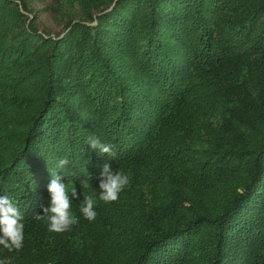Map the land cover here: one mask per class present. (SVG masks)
<instances>
[{"label": "trees", "instance_id": "16d2710c", "mask_svg": "<svg viewBox=\"0 0 264 264\" xmlns=\"http://www.w3.org/2000/svg\"><path fill=\"white\" fill-rule=\"evenodd\" d=\"M35 1L0 0V197L25 225L0 262L264 264V0H48L58 36ZM105 164L130 177L108 204ZM54 173L80 194L59 234L33 218Z\"/></svg>", "mask_w": 264, "mask_h": 264}, {"label": "clouds", "instance_id": "9594fccd", "mask_svg": "<svg viewBox=\"0 0 264 264\" xmlns=\"http://www.w3.org/2000/svg\"><path fill=\"white\" fill-rule=\"evenodd\" d=\"M87 144L99 154H108L115 157L114 146L110 143H102L99 138L89 136ZM69 164L68 159L61 158L57 164L58 168H64ZM48 185L50 204L41 206L42 214L34 215V219L45 222L48 231L63 233L70 231L73 226L79 223V217L72 211V203L79 199V192L71 183H63L56 173L52 174ZM99 201L103 203H114L119 199L120 193L130 183L128 174L121 170L113 171L108 164H105L99 178ZM81 186H90L87 180L81 182ZM97 200L93 195L83 196L79 212L88 221H94L97 216ZM24 217L17 203L7 195L0 197V246L8 251H19L24 243ZM6 264V262H0Z\"/></svg>", "mask_w": 264, "mask_h": 264}, {"label": "rangeland", "instance_id": "374dc122", "mask_svg": "<svg viewBox=\"0 0 264 264\" xmlns=\"http://www.w3.org/2000/svg\"><path fill=\"white\" fill-rule=\"evenodd\" d=\"M48 5V0H36L31 5V7L38 12V28L40 32H47L52 36L62 35L64 33V26L59 21H55L54 18L46 12Z\"/></svg>", "mask_w": 264, "mask_h": 264}]
</instances>
